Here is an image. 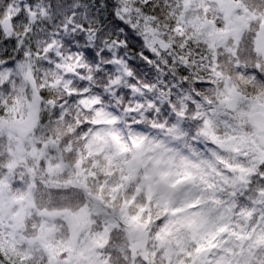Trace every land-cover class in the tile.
I'll list each match as a JSON object with an SVG mask.
<instances>
[{
	"label": "snow or ice",
	"instance_id": "6c2138e0",
	"mask_svg": "<svg viewBox=\"0 0 264 264\" xmlns=\"http://www.w3.org/2000/svg\"><path fill=\"white\" fill-rule=\"evenodd\" d=\"M0 264H264V0H0Z\"/></svg>",
	"mask_w": 264,
	"mask_h": 264
}]
</instances>
